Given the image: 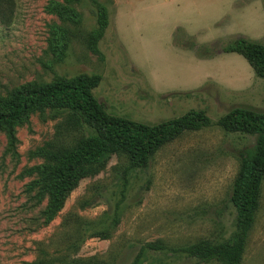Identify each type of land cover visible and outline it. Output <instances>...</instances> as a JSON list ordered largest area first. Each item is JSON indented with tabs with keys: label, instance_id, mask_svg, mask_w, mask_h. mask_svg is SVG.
Segmentation results:
<instances>
[{
	"label": "rangeland",
	"instance_id": "obj_1",
	"mask_svg": "<svg viewBox=\"0 0 264 264\" xmlns=\"http://www.w3.org/2000/svg\"><path fill=\"white\" fill-rule=\"evenodd\" d=\"M9 1L10 22L0 24V96L56 77L99 75L92 94L111 116L156 125L193 110L212 125L182 132L142 169L129 170L124 158L110 156L102 171L80 180L47 225V196L37 197L35 168L44 164L38 151L62 119L30 112L16 126L13 146L0 128V264H31L41 251L89 264H220L179 249L223 242L235 229L232 184L256 136L217 123L236 108L264 112V78L222 47L239 37L264 43V0ZM55 3L71 6L77 25L62 21ZM100 3L108 25L93 51L86 38ZM60 25L74 36L56 61L49 38ZM201 47L214 56L198 58ZM260 199L240 264H264V180ZM69 214L86 231L73 253L62 237ZM158 240L165 247L149 249Z\"/></svg>",
	"mask_w": 264,
	"mask_h": 264
},
{
	"label": "trees",
	"instance_id": "obj_2",
	"mask_svg": "<svg viewBox=\"0 0 264 264\" xmlns=\"http://www.w3.org/2000/svg\"><path fill=\"white\" fill-rule=\"evenodd\" d=\"M53 12L62 21L77 25L78 16L67 4L55 3ZM12 3L0 0V24H8ZM96 28L86 42L93 51L98 50L100 38L108 25L107 8L97 4ZM74 32L65 25L56 27L49 38V52L60 61L69 48ZM207 47L198 48V58H210ZM223 52H232L243 57L257 78H264V43L239 37L222 47ZM99 75L56 77L46 83H28L0 96V128L5 129L10 144H15V129L30 112L43 114L46 110L52 117L61 118L55 137L38 151L44 164L36 167L39 175L34 182L38 187L37 197L47 196L44 224H48L64 207L65 199L80 180L95 175L106 166L110 156L128 161L127 169L147 167L154 155L182 132L199 131L212 125L203 111H187L180 117L151 125L135 122L108 114L103 105L94 98V91L101 83ZM231 132L256 136L254 146L240 157L239 171L234 178L230 201L236 210L234 231L220 243L200 240L185 245L179 251L201 262L240 264L247 237L261 205V188L264 180V112L236 108L218 121ZM72 220V221H70ZM62 237L68 242L67 250L73 253L85 239V222L70 214L63 221ZM99 234L91 233L90 235ZM151 250L165 247L163 241L148 243ZM64 254V253H63ZM62 252L41 251L40 257L31 264H89L90 259L61 258ZM138 258V257H137ZM133 264H137L136 260Z\"/></svg>",
	"mask_w": 264,
	"mask_h": 264
}]
</instances>
